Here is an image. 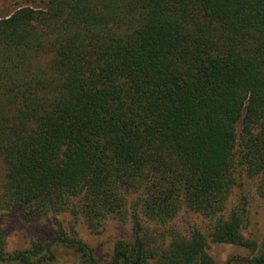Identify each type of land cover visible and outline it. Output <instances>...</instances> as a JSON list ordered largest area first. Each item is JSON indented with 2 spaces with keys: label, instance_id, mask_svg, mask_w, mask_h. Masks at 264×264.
Returning <instances> with one entry per match:
<instances>
[{
  "label": "trees",
  "instance_id": "trees-1",
  "mask_svg": "<svg viewBox=\"0 0 264 264\" xmlns=\"http://www.w3.org/2000/svg\"><path fill=\"white\" fill-rule=\"evenodd\" d=\"M0 161V209L92 231L129 218L111 264H214L209 243L249 245L225 205L242 173L264 193V0H47L0 16ZM183 209L207 232L167 235ZM55 241L92 258L75 235L9 253L0 230V263L46 264Z\"/></svg>",
  "mask_w": 264,
  "mask_h": 264
},
{
  "label": "rangeland",
  "instance_id": "rangeland-1",
  "mask_svg": "<svg viewBox=\"0 0 264 264\" xmlns=\"http://www.w3.org/2000/svg\"><path fill=\"white\" fill-rule=\"evenodd\" d=\"M47 0H0V16L9 14L20 6L40 7ZM241 122L236 124L239 134ZM5 168L0 161V185ZM136 201V195L132 197ZM242 207L245 208L244 213ZM226 216L236 213L242 214L240 235L249 245L229 243H209L208 252L214 264H255L251 260L264 253V193L258 189L256 178H249L245 174L236 175V184L227 194L225 205ZM38 219L29 218L19 212H9L0 209V230L4 234V250H29L34 245L44 246L58 237L70 238L77 236L92 251V258L82 257L73 248L55 241L52 245L55 259L46 264H111L116 242L130 241L133 237L132 222L108 219L97 229L92 231L82 219L74 221L69 214ZM143 223L150 229L164 228L160 222L149 221L145 217ZM166 234L186 235L190 230L199 228L207 232L208 219L189 209L178 210L168 216L165 221ZM253 242V244H252ZM0 264H19L15 262ZM147 264H158L151 260Z\"/></svg>",
  "mask_w": 264,
  "mask_h": 264
}]
</instances>
